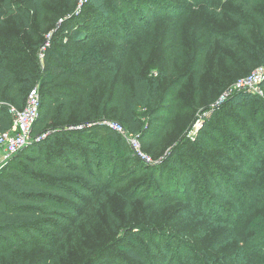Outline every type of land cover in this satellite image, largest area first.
Masks as SVG:
<instances>
[{
    "label": "trees",
    "instance_id": "16d2710c",
    "mask_svg": "<svg viewBox=\"0 0 264 264\" xmlns=\"http://www.w3.org/2000/svg\"><path fill=\"white\" fill-rule=\"evenodd\" d=\"M85 1L78 12V0H0V134L11 129L15 115L24 110L31 91L36 90L39 97L31 141L0 172V264H65V261L69 264H218L220 256L200 254L173 242L168 225L156 228L154 210L164 203L132 182L147 172L150 183L162 182V168L171 164L176 170L180 165L176 155L188 152L181 144L168 158L161 159L164 162L148 164L128 142L129 138L136 139L142 145L141 150L149 149L154 158L164 150L161 142L165 126L155 119L165 114L169 104L161 96L165 74L155 61L147 63L150 57L145 56L143 64L130 66L126 82L122 74L129 59V39L135 35L128 27L137 25L142 32L148 31L154 22L149 18L152 11H147V6L153 9L150 6H155V2ZM170 1L178 3L165 8L173 20L178 13L188 14L187 5L198 11L199 0ZM238 1L243 13L252 11L253 0L235 3ZM204 3L202 11L207 16L217 11L207 0ZM115 8H126V13L116 15ZM229 15L243 28L241 16ZM259 19L260 35H263L259 41L247 33L242 38L238 26L233 33L229 32L231 36L217 35L216 41L227 46L233 55L231 58L225 54V66L232 67L221 71L230 87L264 67V22ZM49 32L46 42L42 35ZM176 33V30L166 31L165 39L180 43ZM194 35L193 42H204L199 29ZM213 41L203 43L202 52ZM47 43L49 46L45 48ZM183 43L185 50L177 53L180 60L193 48L190 42ZM159 48L160 42L154 50ZM177 49L182 50L180 44ZM201 50L197 53H202ZM239 61L256 67L237 80L244 74L237 67ZM196 63L190 64L189 70H194ZM172 66L173 63L168 66L171 72ZM187 78L182 74L171 82L172 97ZM260 89L264 94V82ZM226 100L225 104L238 107L252 100L264 103V96L231 92ZM140 112H145L149 119L150 126L146 129ZM105 122L120 125L125 135ZM249 129L248 135L242 130L235 132L234 145L218 146L223 156L217 160L222 163L225 175L209 173L214 177L210 179L211 190L217 201L230 204L236 211L245 203L237 185L264 171V128ZM207 131L205 125L193 145L203 147ZM244 155L246 160L242 159ZM124 169L127 172L122 174L120 171ZM175 178L178 185L180 180L188 184L193 181L187 172L179 171ZM195 185L190 184L187 191L190 198L184 202L188 218L215 230L229 231L224 245L239 242L229 222L213 216L203 207V200L195 202ZM170 187L166 184L164 190ZM119 188L124 192L117 193ZM214 208L218 210L216 205ZM51 233L57 235V240L45 241ZM242 236L246 237L245 243H240L231 256L227 254V261L259 264L254 257L250 259L252 263L247 260L246 253H263L264 248L260 249L256 243L264 239V209L247 220ZM38 250L45 253V258L42 256L35 263L33 256Z\"/></svg>",
    "mask_w": 264,
    "mask_h": 264
},
{
    "label": "rangeland",
    "instance_id": "374dc122",
    "mask_svg": "<svg viewBox=\"0 0 264 264\" xmlns=\"http://www.w3.org/2000/svg\"><path fill=\"white\" fill-rule=\"evenodd\" d=\"M152 1L155 2V6H150L153 8L150 9L148 5L147 11H152L149 18L153 19L154 24L149 26L148 31L142 32L137 25H130L128 27L131 34L134 33L135 35L134 38L129 39V59L125 64L126 69L122 74H125L123 75V80L126 82V72L137 63L143 64L141 61L144 56L150 57L147 63H150L152 60L155 61L159 69L165 74L163 77L164 82L161 84V90L164 93L161 96L162 98L164 97V102H169V104L164 111L165 114H159L155 119L165 126V135L161 142L164 150L157 154V158H154L149 154V149L147 150L142 147L141 150L142 145L137 141L138 147L141 153L144 152L148 155L146 156L142 153L148 158L146 162L148 164H152L153 162L156 165L164 162L162 161L163 158H168L171 152L181 144L188 149V152H179L176 155V160L180 164L177 165L176 170L173 169L171 164L163 165L165 167L161 170L163 174L162 182L153 181L150 183L151 177L148 175L149 172L144 173L138 179H133L132 182L141 187L143 192L148 191L156 201L164 203L154 210V217L157 221L156 228L164 224L168 225L167 231L170 232L173 242L181 244L182 248H191L194 252H200V254L203 252L209 256H220L217 260L218 264H236L234 261L229 262L227 260L228 256L232 255L233 250H237L239 244H244L246 241V237L242 236V228L245 227L249 218L264 209V171L258 177L244 180L237 185V190L241 192L245 202L240 211H236L230 204H220L217 201L211 190L212 181L210 179L212 175H209V173L215 171L221 175H225L222 163L217 160L219 156H223V152L218 148L219 145H234L233 142L237 140L235 132L238 130H242L248 135L251 134L249 129L251 127L258 126L260 130L264 128V103L252 100L247 104L233 107L225 104L227 100L220 101V97L231 89L230 84H225L221 75V71L232 67L230 64L225 66V54L231 56V58H233V55L229 48L218 43L216 38L219 33L231 36L229 32L232 31L233 33L234 28L238 26L240 28L238 34L241 37L247 33V36L255 40L259 41L258 38L263 39V35H260L262 27L259 25L258 20L261 17L264 22V0H253L254 6L248 14L243 13L244 11H242L239 1L235 3L236 0H207L210 3V7H217V11L209 16L203 12L204 9L202 11L206 0H199L198 11H195V8H191L192 6L187 5L186 12L188 14L178 13L174 17L175 20L171 17L173 15L167 14L165 8H167L168 4L178 5L176 2L170 0H141L139 1L141 3L135 4H145ZM84 3H86L85 0H78L76 8L78 12L81 11ZM114 11L116 15L120 12L124 16L126 8H122L121 10L115 8ZM228 13L235 14L236 17L241 16L243 28L236 21H233L232 15ZM115 21L117 22L116 19ZM112 25L115 24L112 23ZM197 29L200 30L199 37H203L201 41L204 42H193L195 38L194 32ZM174 30L177 31L176 36L181 40L180 43L175 42L173 39H165L164 34L166 31L169 33ZM50 35L51 32L44 33L42 36H44L47 42ZM211 39L214 40L212 45L202 52V44ZM184 41L185 43L186 41L190 42V47L193 46V48L186 51L184 55L187 56L182 57L180 60L177 59V53L185 50ZM159 42L160 48L154 50V47ZM178 44L182 47L181 51L177 49ZM48 46L49 44L47 43L45 48ZM199 50L202 53H197ZM40 52V58L42 59L43 48ZM170 57H173L172 60H170ZM170 63H173L172 72L168 67ZM194 63L198 65L195 66L194 70H189L190 64ZM199 64L200 67L198 68ZM237 67L241 68V71L244 73L236 78L238 80L251 73L256 66L244 65L239 61ZM182 74L187 75L188 78L183 81L181 87H179L174 97H172L173 88L171 82ZM193 76L197 78L196 81ZM236 79L232 82H235ZM139 114L143 123H146L145 129L148 128L150 124L145 112H140ZM104 124L109 127L112 125L111 122H105ZM205 125H207L208 131L205 134L206 140L203 147L201 145H193V141L197 139L198 134ZM244 142L242 141L243 144ZM187 143L189 147H187ZM0 157L1 165V154ZM246 158L247 156L245 155L242 157L243 160H246ZM121 165L123 167V163ZM171 169L174 172H171ZM179 171L189 173V176L193 179L192 183L196 184L197 197L195 202L203 200V207L210 210L213 216H221L222 220L229 222L232 228L235 229L239 242L224 245L230 236L229 231L222 229L215 230L204 222L188 218L186 212L187 203L184 202L185 199L190 198L187 191L192 183L188 184L184 180H180L181 183L178 185L175 176H177V172ZM120 172L122 174L126 173L127 169ZM120 175L121 173L118 174V176ZM230 178L234 179L233 176H230ZM213 179L214 177L212 176ZM166 184L172 187L168 191L164 190ZM116 192L123 193L124 189L119 188ZM176 199L178 200L177 203L173 202ZM165 201L168 202L165 203ZM215 205L218 207V210L214 208ZM219 211L221 215L218 213ZM48 237L45 241L57 240V235L54 233H51ZM215 246L222 247L215 249ZM256 246H260V249L264 248V239L257 241ZM262 250L263 253L261 255H256L255 253V255H251L252 253L247 252L246 259L251 262L250 259L254 257L259 261V264H264V249ZM227 254L228 256H226ZM34 255H36L33 256L35 263H39L42 256L45 258V253L41 250L36 251ZM64 263L69 264L67 261Z\"/></svg>",
    "mask_w": 264,
    "mask_h": 264
},
{
    "label": "built area",
    "instance_id": "2783aa9c",
    "mask_svg": "<svg viewBox=\"0 0 264 264\" xmlns=\"http://www.w3.org/2000/svg\"><path fill=\"white\" fill-rule=\"evenodd\" d=\"M262 82H264V67H259L247 77L237 81L228 93L220 97V101H225L228 94L232 91L263 96L262 90L260 89ZM38 110L39 97L36 90H34L30 92L24 110L15 115L11 129L8 132L0 134V148L3 153L0 172L9 160L28 146L31 141L32 127L38 117ZM110 127L118 133L125 135L120 125L112 123ZM44 137L45 136H42V138ZM128 142L142 159L145 161L148 160V158L139 151L136 139L129 138Z\"/></svg>",
    "mask_w": 264,
    "mask_h": 264
},
{
    "label": "crops",
    "instance_id": "0c3cea01",
    "mask_svg": "<svg viewBox=\"0 0 264 264\" xmlns=\"http://www.w3.org/2000/svg\"><path fill=\"white\" fill-rule=\"evenodd\" d=\"M0 154H1V156H3V153H2V149L0 148ZM1 158V157H0Z\"/></svg>",
    "mask_w": 264,
    "mask_h": 264
}]
</instances>
